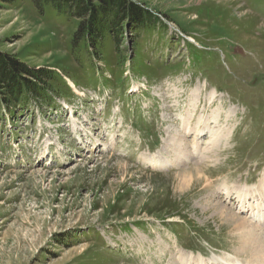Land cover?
<instances>
[{"label": "rangeland", "instance_id": "1", "mask_svg": "<svg viewBox=\"0 0 264 264\" xmlns=\"http://www.w3.org/2000/svg\"><path fill=\"white\" fill-rule=\"evenodd\" d=\"M130 1L155 15L156 29L137 38L125 30L117 47L105 35L91 57L71 46L76 19L50 7L39 14L30 0L0 3V55L59 77L52 101L0 111V264H198L226 252L251 260L209 203L245 220L232 192L264 181V0ZM215 110L229 140L211 148L204 132L184 162L154 164L157 154L172 160L183 118L192 128ZM198 168L202 179L179 190L175 177Z\"/></svg>", "mask_w": 264, "mask_h": 264}, {"label": "trees", "instance_id": "2", "mask_svg": "<svg viewBox=\"0 0 264 264\" xmlns=\"http://www.w3.org/2000/svg\"><path fill=\"white\" fill-rule=\"evenodd\" d=\"M20 0H0L1 4L14 5ZM39 14L44 8L50 7L59 16L76 19L78 21L72 36L71 46L73 51L83 50L96 54L107 35L113 39L116 47L119 44L122 32L129 30L132 37L137 38L142 33L155 30L158 19L145 8L138 6L130 0H30ZM142 37V36H141ZM138 40V39H137ZM144 40V39H143ZM91 57V55H90ZM201 59V58H200ZM200 61V60H199ZM198 61V62H199ZM121 64V63H120ZM149 74L150 67L147 65ZM93 67V66H92ZM117 68V63H116ZM109 71L116 85L122 81L121 72ZM56 74L44 69H28L20 62L10 60L0 55V111L11 116L22 109H28L30 102H38L41 107L48 97L52 101L58 94L51 93L52 85L58 81ZM126 79H129L126 77ZM97 86L113 89L112 83L100 79ZM51 103H49V106ZM23 114V113H19Z\"/></svg>", "mask_w": 264, "mask_h": 264}, {"label": "bare ground", "instance_id": "3", "mask_svg": "<svg viewBox=\"0 0 264 264\" xmlns=\"http://www.w3.org/2000/svg\"><path fill=\"white\" fill-rule=\"evenodd\" d=\"M191 1L192 0H184L183 2L189 4V3H191ZM202 2H204V0ZM220 2L225 3L227 1L220 0ZM229 2L230 1H228L227 3H229ZM215 95H217V94L214 90L210 91V93L207 94V100H208V103L210 105L213 103V99H215ZM194 97H195V99H194V103H192V112H196L195 109L197 107V104L199 103L198 97L196 98L195 95H194ZM220 110H222V109H220ZM187 111H189V110H187ZM216 111L217 110H215L212 114H210L209 116H207L205 118L202 116L198 117L196 124L194 125V127L192 126V128L190 127V120L192 117L191 115H189L188 117L186 116L187 117L186 119L185 118L182 119V122H181V130L182 131L181 130L180 131L183 134L180 136L177 134L178 137L176 136V138H172L170 145H169V147L172 150L173 158L170 161L168 160L165 162H161L160 163L161 168L169 167L170 164H172L174 162L175 163L184 162L186 160L185 159L186 156L190 155L189 153H191L192 150L193 151L197 150V148L199 147V144L202 142L204 136H206V135H204V132H206L208 134V137H209L208 144H211L212 147L214 144H219L220 142H225L226 139L229 140V135H230L229 133L231 131H228L227 128L223 127L224 125L222 127L219 125V120H220L221 115H219V112L217 113ZM225 119H226V117L224 118V120ZM227 119H230V118H227ZM210 125L212 127L214 126V128L215 127H218L220 129L222 128V130L219 129V134H216V132H214L210 128ZM216 131H217V129H216ZM220 131H222V133ZM175 135H176V133H175ZM190 137H193L191 148H189L188 147L189 145L187 144V141ZM208 147H210V146H208ZM208 147L206 149L205 156L214 152V150L211 151V149H209ZM210 151H211V153H209ZM199 153H201V152H199ZM154 158H156V157H154ZM118 164H119V162H118ZM112 167H113V165H112ZM121 167H122V170L120 168L119 171L121 170L122 173L127 170L126 164L121 166ZM116 168H117V166H116ZM184 171L185 170H183V172L181 174H179L178 176H176V177L174 176L179 181L178 186L180 188L179 190H181V191H185V190L190 189L191 186L194 184L196 178L202 179V176L199 173V168L198 169H191V170H188L185 172ZM121 183L122 184L126 183L125 178L122 179ZM116 184H114V186ZM119 186H120V183H119ZM108 190H109V188H108ZM112 190H114V189H112ZM232 193L235 195L236 200L238 201L239 211H241L238 214L246 213V215L248 216L247 219H245V220L237 219L235 215L228 214V212H226V210H224L223 208H220L219 206H216L215 204L209 203L210 209L214 210V213L218 215V217L220 218L221 221L226 222V224H231L232 228L235 227L237 229V235H238L239 240H240L239 250L249 251L250 256H251V260H250L251 263L252 264H264V239H263V237H261V236H264V235H262L263 234L262 232H264V181L260 182L257 186H250V187L245 186L242 188L234 189V191ZM227 194H230V192H228ZM221 196H219L218 199H221ZM238 263H239V260H237V258H234L231 255L227 254V255H224V257H221L219 259L208 261L206 264H238ZM200 264H205V263L200 262Z\"/></svg>", "mask_w": 264, "mask_h": 264}]
</instances>
